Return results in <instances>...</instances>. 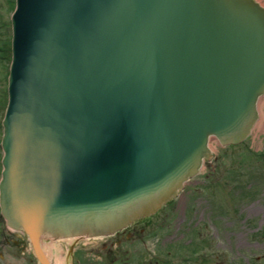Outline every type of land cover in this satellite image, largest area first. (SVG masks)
I'll use <instances>...</instances> for the list:
<instances>
[{
  "label": "water",
  "instance_id": "95a60500",
  "mask_svg": "<svg viewBox=\"0 0 264 264\" xmlns=\"http://www.w3.org/2000/svg\"><path fill=\"white\" fill-rule=\"evenodd\" d=\"M262 4V3H261ZM256 0H16L0 205L39 235L156 212L264 94Z\"/></svg>",
  "mask_w": 264,
  "mask_h": 264
},
{
  "label": "rangeland",
  "instance_id": "374dc122",
  "mask_svg": "<svg viewBox=\"0 0 264 264\" xmlns=\"http://www.w3.org/2000/svg\"><path fill=\"white\" fill-rule=\"evenodd\" d=\"M13 5L0 0V122L7 102L5 48ZM259 113L244 142L223 146L212 139L213 157L201 173L160 212L137 223L136 235L122 231L83 242L84 250L94 248L109 264H264V95ZM5 227L0 223V235ZM118 238L119 249L109 252Z\"/></svg>",
  "mask_w": 264,
  "mask_h": 264
},
{
  "label": "flooded vegetation",
  "instance_id": "af4514ba",
  "mask_svg": "<svg viewBox=\"0 0 264 264\" xmlns=\"http://www.w3.org/2000/svg\"><path fill=\"white\" fill-rule=\"evenodd\" d=\"M140 222L141 220H137L127 227L124 230L126 231L125 234L131 233L136 235L138 233L136 230L137 223ZM0 223L4 224V219L1 214ZM116 234H119V232ZM120 239L121 238L116 239V241L111 244L113 246L109 248V252H114V250L119 249V245L116 243ZM84 244L81 240H76L70 243H61L58 246H53V251H50L51 247L45 248L42 246V249H38L42 256H46L48 258L50 264H62L60 263L62 260L65 264H109L108 262L105 263L104 255L100 256L96 254V250H94L93 247H91L93 249H87L85 251L84 249L87 247L84 246ZM119 253V251H115L116 256L119 255ZM15 262H17V264H41L39 257L36 255V250L31 245L27 235L22 231L12 230L5 227V229H2V233L0 235V263L16 264Z\"/></svg>",
  "mask_w": 264,
  "mask_h": 264
},
{
  "label": "bare ground",
  "instance_id": "6f19581e",
  "mask_svg": "<svg viewBox=\"0 0 264 264\" xmlns=\"http://www.w3.org/2000/svg\"><path fill=\"white\" fill-rule=\"evenodd\" d=\"M262 123V121L258 122V126H260ZM42 235H39V239L41 241V244L43 247H51L50 251H53L54 249L52 248L53 246H58L61 243H70L76 240H81V241H86V242H94L96 239H92V238H88V236H82V237H78V238H73V239H58L56 237H45L42 239L41 237Z\"/></svg>",
  "mask_w": 264,
  "mask_h": 264
}]
</instances>
